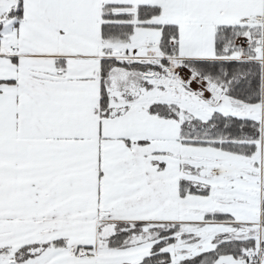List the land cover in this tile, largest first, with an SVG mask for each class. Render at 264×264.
I'll return each mask as SVG.
<instances>
[{
  "label": "snow or ice",
  "instance_id": "obj_1",
  "mask_svg": "<svg viewBox=\"0 0 264 264\" xmlns=\"http://www.w3.org/2000/svg\"><path fill=\"white\" fill-rule=\"evenodd\" d=\"M0 264H264V0H0Z\"/></svg>",
  "mask_w": 264,
  "mask_h": 264
}]
</instances>
